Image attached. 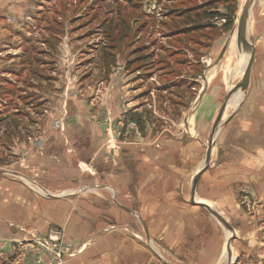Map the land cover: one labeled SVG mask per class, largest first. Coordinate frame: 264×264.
<instances>
[{
    "label": "crops",
    "instance_id": "1",
    "mask_svg": "<svg viewBox=\"0 0 264 264\" xmlns=\"http://www.w3.org/2000/svg\"><path fill=\"white\" fill-rule=\"evenodd\" d=\"M29 5V0H0V264H49L27 234L51 231L61 232L72 248L65 264H156V259L166 264L168 258L171 264L180 262L167 248L165 256L159 254L155 240L161 232L170 249L177 238L195 233L190 244L195 253L190 251L187 258L194 256L195 264L217 262L218 243L204 247L201 207L191 204L180 214L182 209L171 207L170 187L172 170H177L172 157L178 154L179 170L187 175L184 183L193 181L192 198L194 178L205 167V149L223 109L210 165L195 197L216 209L234 230L236 264H264V0H253L249 7L248 41L239 30L242 15L230 31L218 24L214 40L200 51L190 85L183 75L169 83L179 92L181 128L171 137L172 128L162 148L159 139H139L128 128L132 119L146 120L151 111L141 114L156 102L132 95L124 70L114 79L83 73L75 63L72 32H25L23 37L22 26L32 17L27 15ZM37 37L43 43L35 51L30 47ZM249 43L255 63L249 85L242 89ZM55 121L61 127L54 128ZM148 127L151 135L153 127ZM161 152L163 196L169 201L163 208L155 202L161 196L156 162L148 159ZM141 200L148 201V209L139 207ZM189 212L200 215L201 221L189 219ZM128 227L146 232V243L104 234Z\"/></svg>",
    "mask_w": 264,
    "mask_h": 264
},
{
    "label": "rangeland",
    "instance_id": "2",
    "mask_svg": "<svg viewBox=\"0 0 264 264\" xmlns=\"http://www.w3.org/2000/svg\"><path fill=\"white\" fill-rule=\"evenodd\" d=\"M29 1L27 15L32 17L28 20L27 25L22 26L21 30L23 32L21 35L24 37L23 33L25 32L32 34L37 31L72 32L75 35L77 47L75 63L78 65L77 67H81L83 73L88 72V74H93L94 77L97 75L98 80L109 79V76L114 79L119 70H124L127 75L124 80H129L128 86L132 88V95L136 94L141 101H148L147 99L151 97L150 101L156 102L152 104L153 108L148 109L146 107L141 114L145 117L146 115L143 114L147 110L151 111L147 114L146 120H141L138 125L139 122L132 119L128 128L132 127L133 124L137 125L135 133L139 139H159L161 147L158 143L155 146L156 148H162L163 139L169 136L172 128L175 132L170 134L171 137L177 136L181 128L179 117L182 109L176 102L179 92L172 89L174 85L170 86L169 83L179 81L178 77L183 75L187 76L185 85H190L189 77L193 71H198L196 63L201 62L200 51H206V48L214 40L215 35L218 34L216 30L218 24L225 28L232 17L235 16L236 20L239 19L247 0ZM212 12H219L221 16L209 19L207 14ZM232 12H234V15ZM32 18H34V21L31 20ZM9 23L14 24L13 21ZM225 30L230 31L231 27L225 28ZM227 38L228 35H226ZM42 41L43 39L37 37L30 49L38 51L37 48L43 43ZM24 42L25 38L22 41H17V46ZM64 46L66 47V45L62 47ZM70 47L73 46L70 45ZM79 52L81 53L78 54ZM32 59H34V56H30L29 61ZM41 59H44V57ZM249 59L250 56L247 54V63ZM83 61L86 63L85 66L81 65ZM32 63L33 61L31 65ZM77 76H79L78 73ZM165 85L166 87H164ZM91 87L93 88L94 85ZM97 91L99 90L97 89ZM0 99L3 100L2 93H0ZM101 122L105 124L103 119H101ZM148 123L153 127L151 135L148 134L149 131L147 132ZM168 126L171 128L169 131L166 128ZM208 143L209 140H205L204 148H207ZM206 152L205 149L204 166L207 163ZM148 159H153L156 162V190L160 191L161 196L155 202L156 205H159V208H163L165 203L169 202L167 201L168 195H166V198L163 196V191H165L164 156L161 152L160 155ZM179 160L178 154L172 157V162H175V166L177 165V170H172V184L170 187L172 197L170 201L173 209L177 211L182 209L181 214L183 208L190 209L192 207L190 188L193 181L188 182V185L184 183L187 175L182 174L183 169L179 170ZM185 185L188 190L183 188ZM240 188L236 189L237 193ZM247 191L252 192L245 189H241L240 192L246 193ZM242 196L246 199V194H242ZM251 199L254 202V197ZM148 204L147 200H141L139 207L142 210L148 209ZM199 211L203 213L204 247L212 245L215 247L218 243L220 258L214 264H228L227 243L232 233L206 210L200 208ZM196 217L198 222L201 221L200 215L189 212V219L195 220ZM177 218L180 220V217ZM217 228L219 231H216ZM216 233L219 235L218 242ZM104 234L109 239H133L141 243H146L148 235L146 232L129 231V227L119 233L109 229ZM157 234L161 235L155 240L159 254L165 256V248H167L171 250L174 261L180 260V262L173 264H195L194 256H191L190 259L187 258L190 251L195 253L190 248V244H193L195 239V233L187 232L186 238L183 237V240L180 237L177 238L174 245H172V249L168 248L169 244L163 238L164 233ZM239 249H242V247L238 246ZM250 251L253 252L255 249ZM109 252L112 255L115 253L112 249H109ZM236 257L238 256L234 252V261ZM167 260H164L166 264L172 263L169 262L171 259L168 258ZM109 264H112V262H109ZM156 264H164V262L161 263L156 259Z\"/></svg>",
    "mask_w": 264,
    "mask_h": 264
},
{
    "label": "water",
    "instance_id": "3",
    "mask_svg": "<svg viewBox=\"0 0 264 264\" xmlns=\"http://www.w3.org/2000/svg\"><path fill=\"white\" fill-rule=\"evenodd\" d=\"M252 1L253 0H247L246 1L245 7L243 9V13H242V16L240 19V23H239L240 24L239 30H240L241 38L243 39V41H244V39L248 41L247 19H248V10H249V7H250ZM248 45L251 48V55H250L248 65L246 67V70H245V73L243 76V80H242L241 85L239 87L242 89H246L247 86L249 85V82L251 79V74H252V68H253V65L255 63V49L250 43ZM239 88H237V90ZM223 110L220 113L219 117L217 118L215 125L213 127V133H212L211 141H210L211 143L209 144L208 149H207V157H206L207 163H206L205 167L203 169H201V171H199V173L194 178V183H193V188H192L191 204L199 206V207L203 208L204 210H206L213 217H215L220 224H222L227 230H229L232 233V235L229 238L228 243H227L228 264H236V260L234 261V246H233V242L236 238V235L234 234L232 227L227 223V221L220 215V213L218 211H216L215 209H213L211 206L207 205L204 202L197 201L196 197H195V193L197 190L199 180H200L202 174L207 170L209 163H210V160H211L212 145L214 142L213 140H214L215 133L219 127V124H220V121H221V118L223 115Z\"/></svg>",
    "mask_w": 264,
    "mask_h": 264
},
{
    "label": "built area",
    "instance_id": "4",
    "mask_svg": "<svg viewBox=\"0 0 264 264\" xmlns=\"http://www.w3.org/2000/svg\"><path fill=\"white\" fill-rule=\"evenodd\" d=\"M108 121L106 119V122ZM99 122L101 121L99 120ZM53 127L59 128L60 123L55 121ZM130 128L136 131L137 125L133 124ZM36 146H41V142L37 141ZM27 235L28 242L33 243L35 247L43 251L44 255L48 257L49 264H65L67 258L72 253V248L63 241V234L59 231H51L47 235H42L38 232H29ZM40 256L37 258H41Z\"/></svg>",
    "mask_w": 264,
    "mask_h": 264
},
{
    "label": "trees",
    "instance_id": "5",
    "mask_svg": "<svg viewBox=\"0 0 264 264\" xmlns=\"http://www.w3.org/2000/svg\"><path fill=\"white\" fill-rule=\"evenodd\" d=\"M232 13H233V15H234V12H232ZM220 16H221V14H220L219 12H212V13L207 14V17H208L209 19L219 18ZM235 19H236L235 16L232 17L231 20H229L228 23L226 24L225 28L232 27L233 24H234V22H235ZM227 20H228V19H227ZM198 26H200V25H198ZM201 27H202V26H201ZM195 28L197 29V26H196ZM137 122H139V123H138V125H139V124H140V120H139V121L137 120Z\"/></svg>",
    "mask_w": 264,
    "mask_h": 264
}]
</instances>
